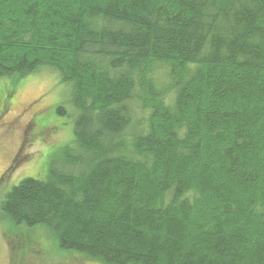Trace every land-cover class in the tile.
I'll use <instances>...</instances> for the list:
<instances>
[{
    "label": "trees",
    "instance_id": "trees-1",
    "mask_svg": "<svg viewBox=\"0 0 264 264\" xmlns=\"http://www.w3.org/2000/svg\"><path fill=\"white\" fill-rule=\"evenodd\" d=\"M42 69L73 141L0 201L10 264H264V0H0V79Z\"/></svg>",
    "mask_w": 264,
    "mask_h": 264
},
{
    "label": "rangeland",
    "instance_id": "rangeland-1",
    "mask_svg": "<svg viewBox=\"0 0 264 264\" xmlns=\"http://www.w3.org/2000/svg\"><path fill=\"white\" fill-rule=\"evenodd\" d=\"M59 78L54 71L42 69L24 78L0 79V201L22 179H44L50 163L60 159L64 148L72 144L76 110L71 104L70 86ZM58 107L65 113H57ZM35 115V133H29L26 125ZM45 127L39 136L35 135ZM27 229L1 220L0 215V264H10L13 250L17 249L16 241L6 232ZM37 231L41 232V238H48L42 228ZM45 241L51 247L44 245L39 251L41 255L29 253L28 264H99L77 255H66V251L58 254L52 249L55 242Z\"/></svg>",
    "mask_w": 264,
    "mask_h": 264
},
{
    "label": "flooded vegetation",
    "instance_id": "flooded-vegetation-1",
    "mask_svg": "<svg viewBox=\"0 0 264 264\" xmlns=\"http://www.w3.org/2000/svg\"><path fill=\"white\" fill-rule=\"evenodd\" d=\"M37 120H36V115L29 121V122H27V125H26V128H27V131L29 132V133H34L33 132V129H35V127H36V124H37V122H36ZM47 128L45 127V128H40V130H38L37 132H39L40 131V134H41V132H43V131H45ZM36 132V133H37ZM27 133V132H26ZM39 134V135H40ZM38 135V136H39ZM33 138V137H32Z\"/></svg>",
    "mask_w": 264,
    "mask_h": 264
}]
</instances>
